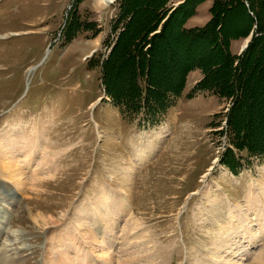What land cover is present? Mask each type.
I'll return each mask as SVG.
<instances>
[{"label": "rangeland", "instance_id": "374dc122", "mask_svg": "<svg viewBox=\"0 0 264 264\" xmlns=\"http://www.w3.org/2000/svg\"><path fill=\"white\" fill-rule=\"evenodd\" d=\"M243 1L245 11L218 27L236 55L227 60L210 34H179L206 26L216 0H168L169 15L193 2L182 25L187 11L149 22L150 0H136L130 15L122 0H0V264H264V156L239 153L228 134L235 106L249 141L264 145V38L255 42ZM126 28L108 65L115 94L135 86L133 44L147 42L153 95L184 80L156 123L116 103L102 82ZM253 40L254 68L236 104L231 68ZM206 76L212 83L196 89ZM228 147L244 157L235 170L222 162ZM30 209L50 224L36 226Z\"/></svg>", "mask_w": 264, "mask_h": 264}, {"label": "trees", "instance_id": "16d2710c", "mask_svg": "<svg viewBox=\"0 0 264 264\" xmlns=\"http://www.w3.org/2000/svg\"><path fill=\"white\" fill-rule=\"evenodd\" d=\"M168 0H162L161 3L159 1L155 2V0H150L151 3H154L155 6L153 8V11L150 13L148 16V21L154 24V20H160V18L165 14L169 15L168 6H166ZM136 0H122V8L124 9V14L130 15L131 10L134 7ZM226 2V3H225ZM249 3L248 8L252 11L253 19L256 20L258 29L257 31L259 34L257 37H255V42H260V40L264 38V0H247ZM228 5V6H227ZM192 7L183 9V8H178L173 13L169 15V18L171 16V19H169V22H172L175 20L178 16V14L182 13V11H187L185 14H183L180 19H179V24L183 23V21L186 20V18L193 14V11L195 7H193V2L191 4ZM240 7L242 11H245V4L243 0H216L215 5L212 7V11H214L213 18L207 23L206 26L203 28L197 30L196 32L193 31L192 29L190 30H184L180 29L179 34H186L188 36H201L205 34H210V37L213 39L215 42V49L218 51L223 57L227 58V60H231L236 55L232 54L229 46V41L224 35V33L221 31V29H218V27L223 25V17L227 15L229 12H235L236 7ZM170 10V9H169ZM220 13V15H219ZM129 20L132 19V15L129 17ZM155 20V22H156ZM138 23L139 20L137 21ZM129 25V23L127 24ZM139 25V24H138ZM143 25V24H142ZM219 30V31H218ZM125 34H128V28L123 31V33L118 37L117 42L115 43L113 49L109 53V55L103 60L102 64V72H103V80L102 82L105 85L106 93L114 97L115 102L118 103L119 105H124L129 107V105H135L134 107L137 110L144 109L147 113V116L152 118V123H156L157 119H159L161 116H163L169 109L172 107V105L175 103L176 97H180L182 94V90L184 88L183 83L184 80L181 78V80L178 82L177 86L174 89H167L162 93L161 96L153 95L152 94V89L150 87V78L148 74V69L151 65L150 63V58L146 55L147 50L144 49V45H137L133 44L132 45V50L130 48V58L134 62V74H133V83L135 86L132 89H129L125 92H121L119 94H115L114 91L111 89L110 85V72H111V67H108L109 63H111L113 56L115 54V50L117 47H119L120 41H122L123 36ZM162 35L159 34V36ZM144 40L145 35L143 34L142 36H138L136 40ZM253 40L250 49L246 51V54H243L241 60L239 61V64L234 67L232 66L231 70L234 71L235 77L238 79V85L236 87V93L235 91L233 92L235 95H237V101L236 104H240L243 94V86L244 84L249 80V74L252 73V69L254 67L250 66L248 60L250 58V54L253 48H256L255 46L258 45L255 43ZM122 43V42H121ZM134 43V41L132 42ZM139 43V42H138ZM250 46V45H249ZM118 49V48H117ZM230 62V61H229ZM148 64L147 67H145V64ZM231 63V62H230ZM229 63V66H230ZM117 64V63H116ZM143 65L144 68H143ZM111 66L113 67V63H111ZM133 67V66H132ZM221 67V66H220ZM262 74L260 76V80L264 81V63L262 69ZM133 71V70H132ZM210 77V76H209ZM206 76L203 81H200L196 85V89H206L207 84L205 85V82L209 81V83H212L210 81L211 78ZM240 80V81H239ZM136 97V98H135ZM254 102V99L249 100L250 106ZM242 103V102H241ZM237 106V105H236ZM130 108H133L130 106ZM134 108V109H135ZM237 114V108L234 106L231 111H230V119H229V130L228 134L230 135V144L233 146L235 145L237 149L239 150V153H246L248 155L251 154H259L264 156V145L262 146H254L253 142L249 141V136L248 133L250 131V124H242L239 123L236 118ZM264 144V143H263ZM234 146V147H235ZM243 157V155H242ZM242 157H238L237 153L235 152V149L232 147H228L226 152H224V156L222 159V162L231 168L232 170H235L236 166L239 165V161ZM244 158V157H243Z\"/></svg>", "mask_w": 264, "mask_h": 264}, {"label": "bare ground", "instance_id": "6f19581e", "mask_svg": "<svg viewBox=\"0 0 264 264\" xmlns=\"http://www.w3.org/2000/svg\"><path fill=\"white\" fill-rule=\"evenodd\" d=\"M100 2H102V3H105V4H108V3H111V2H113V0H100ZM28 159V162H31V159L30 158H27ZM16 161H17V158H16ZM6 164L8 165L7 167L6 166H4V168L8 171V176H10V178H12V179H14V182L16 183V185H21V184H23L22 183V180H21V174H22V172L20 171H12V168L14 169V167H16V162H15V164L13 165L11 162H6ZM40 172V171H39ZM32 173H33V171H32ZM35 173V172H34ZM38 173V172H37ZM41 173V172H40ZM29 176V175H28ZM35 176V175H34ZM42 176V175H41ZM40 176V177H41ZM24 180V179H23ZM42 180V179H41ZM41 180H40V182H41ZM27 182V181H26ZM39 182V181H38ZM37 182V183H38ZM42 183V182H41ZM36 184V183H35ZM39 184V183H38ZM21 189V188H20ZM19 189V190H20ZM18 193V192H17ZM9 206H10V204H8L7 206H3V209H2V211H3V217L4 216H6V212L7 211H9L10 209H9ZM28 212V215H29V217L34 221V223H35V225L36 226H42V227H44V226H46V225H48V224H50V222H51V220H52V218H50V219H48L47 217H46V215H44L42 212H33L31 209L30 210H28L27 211ZM1 230V229H0ZM15 231V230H14ZM14 231H10L11 232V234L12 235H15V238H16V233H14ZM10 232H8V233H10ZM25 233V232H24ZM10 234V235H11ZM8 236V235H7ZM18 236V235H17ZM9 239H10V237H9ZM10 241V240H9ZM11 243V242H10ZM15 249L16 248H8L7 250H8V255H6V257L7 258H9L10 260H12V257H13V255H12V253L14 252L15 253ZM7 254V253H6ZM8 261V260H7ZM14 261V260H13ZM58 261V260H57ZM60 262H61V264L63 263V257L60 259ZM3 264H10V263H7L6 261L3 263ZM66 264V263H65Z\"/></svg>", "mask_w": 264, "mask_h": 264}, {"label": "crops", "instance_id": "0c3cea01", "mask_svg": "<svg viewBox=\"0 0 264 264\" xmlns=\"http://www.w3.org/2000/svg\"><path fill=\"white\" fill-rule=\"evenodd\" d=\"M98 4H101V3H99V2H97ZM101 5H103V4H101Z\"/></svg>", "mask_w": 264, "mask_h": 264}]
</instances>
